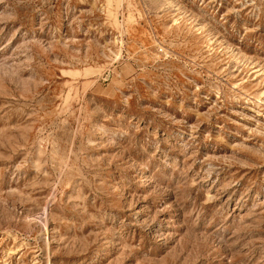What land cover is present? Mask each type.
I'll list each match as a JSON object with an SVG mask.
<instances>
[{
  "label": "rangeland",
  "instance_id": "1",
  "mask_svg": "<svg viewBox=\"0 0 264 264\" xmlns=\"http://www.w3.org/2000/svg\"><path fill=\"white\" fill-rule=\"evenodd\" d=\"M0 264H264V0H0Z\"/></svg>",
  "mask_w": 264,
  "mask_h": 264
}]
</instances>
